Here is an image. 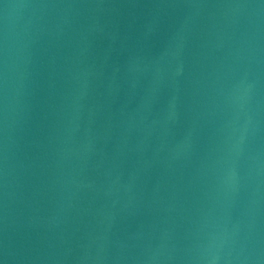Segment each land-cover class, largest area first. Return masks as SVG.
I'll return each mask as SVG.
<instances>
[{
	"label": "water",
	"instance_id": "obj_1",
	"mask_svg": "<svg viewBox=\"0 0 264 264\" xmlns=\"http://www.w3.org/2000/svg\"><path fill=\"white\" fill-rule=\"evenodd\" d=\"M0 264H264V0H0Z\"/></svg>",
	"mask_w": 264,
	"mask_h": 264
}]
</instances>
